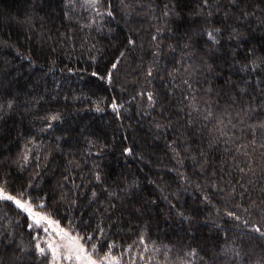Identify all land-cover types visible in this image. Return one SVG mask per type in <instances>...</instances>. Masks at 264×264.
<instances>
[{
	"label": "trees",
	"instance_id": "1",
	"mask_svg": "<svg viewBox=\"0 0 264 264\" xmlns=\"http://www.w3.org/2000/svg\"><path fill=\"white\" fill-rule=\"evenodd\" d=\"M0 188L100 264H264V0H0Z\"/></svg>",
	"mask_w": 264,
	"mask_h": 264
},
{
	"label": "rangeland",
	"instance_id": "2",
	"mask_svg": "<svg viewBox=\"0 0 264 264\" xmlns=\"http://www.w3.org/2000/svg\"><path fill=\"white\" fill-rule=\"evenodd\" d=\"M7 195H9V194H7ZM17 199H19V198L17 197ZM19 200H21V202H24V201H22V199H19ZM31 208H32L34 213H36L40 216H44L52 222L51 227H49L47 222H41V224L39 226H35L33 224V220L29 217V214L23 210L25 212V214H27L31 225H33L32 228L36 232V236L39 239V242L41 241V244L43 245V246L42 245L41 246H42V248L45 249L44 254L47 255V258H48V261L50 262V264H87L88 260L93 261L94 264H100L99 260H97V258H94L90 255H87L85 253V250H84V254H83L82 258L79 261H76L75 259H71V260L64 259L63 257L65 255L70 254L69 249L71 248V245H70L67 238H63L60 235H57V232H59L61 230V228L59 227L57 222L54 221L51 217H49L47 214L40 212V211H36L35 209H33V207H31ZM68 236L70 237L69 234H68ZM49 243H52L54 246L59 245V249H58L59 258L56 260L53 259L52 252L48 248ZM85 257L87 259H85Z\"/></svg>",
	"mask_w": 264,
	"mask_h": 264
},
{
	"label": "snow or ice",
	"instance_id": "3",
	"mask_svg": "<svg viewBox=\"0 0 264 264\" xmlns=\"http://www.w3.org/2000/svg\"><path fill=\"white\" fill-rule=\"evenodd\" d=\"M115 67H116V65H113V68H115ZM113 107H115V105H113ZM0 200L13 201L18 208L26 211L29 214V217L33 220V224L35 226H39L41 224V222H47L49 227H51L52 222L50 220H48L44 216H40V215L34 213L32 208L27 204L26 201L21 202V200L16 199L13 196L7 195L2 188H0ZM32 226L33 225H30V227H32ZM256 231L259 232L260 229L257 228ZM57 235H60L63 238H67L70 245H71V248L69 249L70 254L65 255L63 258L66 260L75 259L76 261H79L84 254V249L82 246L79 245L78 240H75V238L69 237L68 233L64 232L62 229L59 232H57ZM48 248L52 252L53 259L54 260L58 259L59 258V254H58L59 245L54 246L52 243H49ZM37 249H38L40 254H44L45 249L40 247L39 244H37ZM85 259H87V258L85 257ZM87 264H94V262L91 260H88ZM109 264H114V262L109 261Z\"/></svg>",
	"mask_w": 264,
	"mask_h": 264
}]
</instances>
